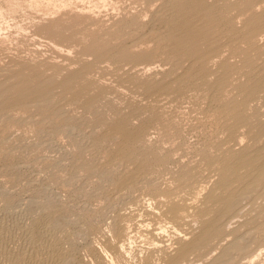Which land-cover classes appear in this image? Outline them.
<instances>
[{
  "label": "rangeland",
  "instance_id": "obj_1",
  "mask_svg": "<svg viewBox=\"0 0 264 264\" xmlns=\"http://www.w3.org/2000/svg\"><path fill=\"white\" fill-rule=\"evenodd\" d=\"M191 1L0 0V264H264V0Z\"/></svg>",
  "mask_w": 264,
  "mask_h": 264
},
{
  "label": "bare ground",
  "instance_id": "obj_2",
  "mask_svg": "<svg viewBox=\"0 0 264 264\" xmlns=\"http://www.w3.org/2000/svg\"><path fill=\"white\" fill-rule=\"evenodd\" d=\"M203 2H205L204 0H202ZM202 1L201 0H192L191 2H188V3H186V6L183 8L185 11H187V10H191V12H192V10L194 9L195 11H196V9L198 8V11H200L199 10V8H202L201 6L203 5L202 4ZM235 5V4H234ZM234 5H231L232 7L234 6ZM230 6V7H231ZM235 7V6H234ZM203 8H205V7H203ZM208 8V7H207ZM206 8V9H207ZM228 8V7H227ZM211 9V8H210ZM209 8H208V10H210ZM185 11H184V14H182V16H181V20L179 21V24H180V26H182L183 28H184V30H183V33H182V41L185 43V42H187V43H189V42H191V43H193L192 42V40L193 41H196V39H197V37H198V33H200L198 30V33H197V31H195L194 29H196V28H194L193 30L191 29H189V28H187V21L189 20L188 18V13H187V17L185 16ZM201 11H203V10H201ZM213 11V10H212ZM227 11H228V9H227ZM205 12V11H204ZM204 12H203V15H205L204 14ZM207 12V11H206ZM205 12V13H206ZM192 13H194V12H192ZM197 12H195V14H196ZM202 13V12H201ZM223 13V12H222ZM233 13H234V11H233ZM191 14V13H190ZM198 14V13H197ZM194 15V14H193ZM202 15V16H203ZM206 15H207V13H206ZM213 15V14H212ZM190 16H192V15H190ZM195 16V15H194ZM198 16H199V14H198ZM193 17V16H192ZM201 17V16H200ZM206 17V16H205ZM191 18V17H190ZM199 18V17H198ZM231 18V17H230ZM223 20V19H222ZM169 21V20H168ZM191 21V20H190ZM221 21V20H220ZM190 23V22H189ZM206 24V23H205ZM191 25V24H190ZM188 26H189V24H188ZM192 28V27H191ZM214 28V27H213ZM199 29V28H198ZM202 30V29H201ZM200 30V31H201ZM196 32V33H195ZM203 32V31H202ZM202 35H204V34H202ZM200 37V36H199ZM203 38V37H202ZM199 39V38H198ZM201 39V38H200ZM252 43V42H251ZM194 44V43H193ZM195 45V44H194ZM208 53V52H207ZM196 60H198V59H196ZM195 60V61H196ZM167 84V83H166ZM260 86V85H259ZM215 88V87H214ZM125 130V129H124ZM126 139H127V136H126ZM130 140V139H129ZM230 157V156H229ZM241 157V156H240ZM231 158V157H230ZM235 160H236V158H235ZM254 160V159H253ZM229 161V160H228ZM248 161L247 160H245V159H243V158H238V161L236 162V163H230V166L231 167H233V169L234 170H236L237 169V167H240V166H242L243 164L245 165V163H247ZM243 165V166H244ZM248 165H250V163L248 164ZM257 167H258V169H259V172L261 171V170H263L264 168V163H258L257 165H256ZM224 167V166H223ZM234 170H233V172H234ZM246 170V169H245ZM256 170V169H255ZM237 171V170H236ZM233 172H232V174H233ZM238 174H240V173H238ZM235 175H236V173H235ZM252 175V174H251ZM242 176V175H241ZM249 176V175H248ZM262 178V177H261ZM235 179V178H234ZM251 179H253V177L251 178ZM239 180H241V179H239ZM250 181V180H249ZM248 181V182H249ZM252 181V180H251ZM248 182H247V184H248ZM240 184V183H239ZM242 184H243V182H242ZM246 184V183H245ZM246 184V185H247ZM242 186H244V184L242 185ZM223 192V191H222ZM235 195V194H234ZM230 197H231V195H230ZM226 198V197H225ZM222 199H224V198H222ZM226 200V199H225ZM178 211H180V210H178ZM235 213V212H234ZM209 225H211V224H209ZM212 226V225H211ZM211 226H208L207 225V227L205 228V230H204V232H205V234H208V233H210L209 232V230H208V227H210V229H211V231L213 230L212 228H211ZM219 228V227H218ZM174 229V228H173ZM207 230V231H206ZM214 231H216L215 229H214ZM206 236V235H205ZM197 238V237H196ZM204 238V237H203ZM205 240H206V238H205ZM194 246V245H193ZM44 248V247H43ZM49 248V247H48ZM189 248V247H188ZM187 248V249H188ZM191 248V247H190ZM192 249V248H191ZM52 250H53V248H52ZM190 250V249H189ZM186 251H188V250H186ZM30 253V252H29ZM58 253V252H57ZM183 254V253H182ZM49 256V255H48ZM50 256H51V254H50ZM22 257V256H21ZM20 259V258H19ZM21 260V259H20ZM23 260V259H22ZM63 260V259H62ZM24 261V260H23ZM19 262H21V261H19ZM28 262H30V261H28ZM45 262V261H44ZM45 263H47V262H45ZM17 264H18V262H17ZM21 264V263H20ZM32 264V263H31ZM34 264V263H33ZM42 264V263H41Z\"/></svg>",
  "mask_w": 264,
  "mask_h": 264
}]
</instances>
